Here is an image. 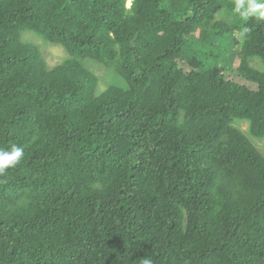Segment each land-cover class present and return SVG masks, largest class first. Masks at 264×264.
<instances>
[{"label": "trees", "instance_id": "obj_1", "mask_svg": "<svg viewBox=\"0 0 264 264\" xmlns=\"http://www.w3.org/2000/svg\"><path fill=\"white\" fill-rule=\"evenodd\" d=\"M234 0H0V264H264V21L240 67L206 65L189 38L240 32ZM31 32L68 55L48 69ZM116 62L95 93L82 64ZM242 79L247 84L237 81Z\"/></svg>", "mask_w": 264, "mask_h": 264}, {"label": "rangeland", "instance_id": "obj_2", "mask_svg": "<svg viewBox=\"0 0 264 264\" xmlns=\"http://www.w3.org/2000/svg\"><path fill=\"white\" fill-rule=\"evenodd\" d=\"M132 0H126L127 8H130ZM216 21L224 22L228 25L236 23L240 18L236 15H230L224 6H220L214 12ZM196 38H189V46L186 50L187 54L195 55L205 62L206 65H212L219 62L231 73L237 72L240 67L239 47L242 42V35L236 31L229 34H223L221 37L212 38L208 36L205 43H199ZM24 42L35 45L41 53V56L48 69L54 68L68 58L65 50L55 44L48 43L42 40L37 35L25 31L21 35ZM83 66L90 71L97 79L95 93L100 95L108 86H116L121 89H126L127 84L116 70V62L100 64L91 59H84ZM247 65L260 73L264 72V65L258 57H253L247 60ZM239 82L247 84L248 82L242 79H237ZM231 125L243 133L257 151L264 157V137L255 138L249 131V123L246 120L234 119Z\"/></svg>", "mask_w": 264, "mask_h": 264}, {"label": "clouds", "instance_id": "obj_3", "mask_svg": "<svg viewBox=\"0 0 264 264\" xmlns=\"http://www.w3.org/2000/svg\"><path fill=\"white\" fill-rule=\"evenodd\" d=\"M233 15L240 18L241 35L248 33L245 27L250 17L264 21V0H234ZM24 156V149L21 146L13 145L9 150L0 149V175H4L8 169L15 168ZM143 264H152L148 258Z\"/></svg>", "mask_w": 264, "mask_h": 264}]
</instances>
